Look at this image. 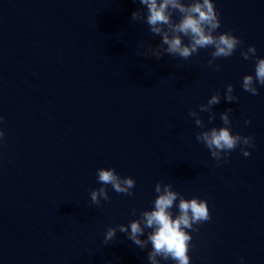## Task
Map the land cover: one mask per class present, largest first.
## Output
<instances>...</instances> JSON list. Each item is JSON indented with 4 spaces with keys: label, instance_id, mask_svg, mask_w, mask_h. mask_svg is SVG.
<instances>
[{
    "label": "clouds",
    "instance_id": "1",
    "mask_svg": "<svg viewBox=\"0 0 264 264\" xmlns=\"http://www.w3.org/2000/svg\"><path fill=\"white\" fill-rule=\"evenodd\" d=\"M138 2L146 11L142 12L139 9L133 11L131 20L147 24L149 32L161 38L160 43L155 46L148 43L140 55L161 59L167 54L187 60L198 54L199 50L211 48L213 50L208 65L219 71L220 65L215 61L218 58L231 57L239 48L244 60H255L254 75H244L241 87L253 96L259 95L256 85L264 86V58L257 56L255 45L244 49L243 41L239 37L231 32L217 31L221 27V20L214 0H138ZM141 43L143 46V42ZM233 92V85L228 84L223 93V100L228 103L236 102L238 97L233 95ZM221 99L220 92L216 91L207 103L199 105L198 111L190 109L188 112V116L194 118L198 128L207 129L198 132L195 139L209 150L217 166L221 162H227V154L237 147H240L242 154L247 157L250 155L247 149L255 146L253 137L240 133L233 134L229 116L231 108L220 113L223 126L207 128L200 113H209L208 123L211 124L216 118L213 106L219 105ZM250 123V120H245L246 125ZM3 137L4 132L0 130V140ZM97 182L101 186L90 191V199L94 205H99L102 199L109 200L108 185L117 193L134 195L132 189L135 188L136 181L130 176L121 177L114 168L97 169ZM154 191L157 195L151 210H141L139 217L127 225L108 226L104 243L107 245L115 239L117 232H121L141 250L151 245V250L147 254L149 264H161V260H171L174 264H191L189 255L191 232L198 231L197 225L211 219L207 200L199 197L186 199L182 193L175 191L170 183L157 182ZM173 208L177 209L175 214ZM136 213L137 209L133 208L132 215L135 216ZM147 229L151 231L147 232L145 239H141Z\"/></svg>",
    "mask_w": 264,
    "mask_h": 264
}]
</instances>
